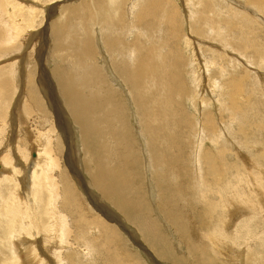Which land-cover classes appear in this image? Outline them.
Segmentation results:
<instances>
[{"label":"bare ground","instance_id":"6f19581e","mask_svg":"<svg viewBox=\"0 0 264 264\" xmlns=\"http://www.w3.org/2000/svg\"><path fill=\"white\" fill-rule=\"evenodd\" d=\"M51 1L56 0H0L1 60L12 55L8 47L15 53L20 49L36 23L37 6ZM67 1L56 5L58 18L39 30L49 45L42 59L48 69L39 82L48 85L42 92L54 100L56 121L76 141L77 175L87 182L96 196L93 205L107 221L86 210L77 185L61 168V138L33 72L26 71L28 54L25 70L17 60L0 68V146L7 141L1 161L12 175L1 180L9 186L7 195L0 183V243L13 250L9 257L2 247L0 263L153 264L154 258L170 264H264V228L259 230L264 175L253 186L238 162L227 157L224 146L232 131L222 116L218 122L225 129L218 131L213 110L217 103L231 124L243 122L256 134L264 132V102L252 101L255 94L264 95V83L249 82L244 68L240 76H229L225 68L226 61L229 66L234 61L229 54L245 57L252 51L264 61V0H230L233 6L224 0ZM41 8L49 16L48 6ZM247 9L261 21L251 19ZM205 43L210 46L206 50L214 49L211 56L207 51L209 60L204 53L201 57ZM202 62L203 71L198 67ZM222 79L230 90L228 104ZM13 87L24 93L12 121L19 142L7 130ZM32 121L48 128L42 127L34 143L29 136L30 151L22 147L20 133ZM261 142L249 146L258 151ZM16 148L22 159L17 163L27 168L24 178L33 182L29 204L35 206H27L10 187L21 173L13 164L17 154L11 150ZM0 170L6 172L1 164ZM110 219L132 228L144 242L139 248L144 258L131 251ZM96 233L101 242L92 238ZM84 254H92L93 261L84 260Z\"/></svg>","mask_w":264,"mask_h":264},{"label":"rangeland","instance_id":"374dc122","mask_svg":"<svg viewBox=\"0 0 264 264\" xmlns=\"http://www.w3.org/2000/svg\"><path fill=\"white\" fill-rule=\"evenodd\" d=\"M24 1H27V0H24ZM64 1V2H63ZM72 1H77V0H72ZM41 2V1H40ZM53 1H51V2H47V3H41L42 5H44V4H46L47 6H48V11H49V16H48V14H44L43 12H42V8H41V4L39 5V7L37 6V12L39 13V15L37 16V18H36V25L34 24V27H31L30 28V30L32 31H30L29 33H27L26 34V36H24L23 38L24 39H22L21 40V42L19 43V45H20V49H18L17 51H16V53H15V50L16 49H12L11 47H8V50H6V51H4V52H11V54L12 55H8V54H6L7 55V57H6V55H5V57L4 56H2V60L0 59V68L2 69V68H4V66H5V64H6V66L7 67H9L15 60H17V63H20V70H25V66H24V64L22 63L23 62V59H24V57L25 56H27L28 54H29V62H30V64H29V67H28V70H26V71H30V69H31V71L33 72V79L35 80V83H36V85L35 86H37L36 88H37V90H38V92H41L40 94V96H42V98H43V100H44V102H45V105H46V108H47V111H49L50 113V115L51 116H49L50 118H51V120L54 122V124H55V127H56V129H57V133L55 134V135H58L60 138H61V141H60V146H61V148H62V154H60L61 155V157H60V160H59V163H60V165H61V168H62V170H63V172L65 173V175L67 176V178H69L70 180L72 179V181H73V183L75 184V185H77L76 187V189H77V193H79V195L78 196H80V198H81V201H83L82 203L84 204V207L86 208V210H92L91 212L95 215V216H100L102 219H104V220H106V218L104 217V215H106L104 212H102V211H100L99 209H97V207L95 206V205H93V199H95L96 198V196L94 195V194H92L90 191H88V189H87V187H86V183L87 182H85L84 181V179H82V178H80V177H78V175L77 174H80V173H78L79 171V169H81L80 168V164H79V162L77 161L78 160V158H76V157H78L79 155H78V152H77V145H76V141L74 140L73 142H72V140L70 139L69 140V138H71L70 136H69V134L67 133L66 134V132H65V130L63 129L64 127H63V125L60 123H58L56 120H57V114H56V112H54V110H55V105L53 104L54 103V100H52V99H50L48 96H44V90L48 87V85H46V84H42L41 82H39V78L41 77V76H43V73H45V71L47 72V66L43 63V61H44V59H45V56H46V54H47V52H48V47H49V45H47V44H45L46 42V40H45V37H44V35L45 34H43V35H41V36H43L42 38H41V36H40V34H39V30L41 31H43L44 30V27H45V25L48 23V22H50V21H53V19H56V18H58V16L60 15V12H59V8L58 7H60L59 5L60 4H62V2L63 3H66L67 4V0L65 1V0H62V1H60V0H56L55 2H53ZM224 2L225 3H227V4H229V5H231V6H233V3H232V1H230V0H224ZM51 3V4H50ZM56 3V4H55ZM69 3V2H68ZM58 4V7L56 8V5ZM55 6V7H54ZM50 8V9H49ZM54 8V9H53ZM56 8V9H55ZM53 9V10H52ZM40 10V11H39ZM58 12H57V11ZM225 11H226V9H224ZM248 10V9H247ZM57 13H56V12ZM52 13V14H51ZM59 13V14H58ZM246 13L249 15V17L251 18V19H253V20H260L261 21V19H259V17L257 16V14L256 13H254L253 11H251V10H248V11H246ZM43 14V15H42ZM256 15V16H255ZM47 16H48V18H47ZM45 17V18H44ZM50 17H52V18H50ZM43 18V19H42ZM130 19V18H129ZM41 20V21H40ZM44 20V21H43ZM43 21V22H42ZM40 22V23H39ZM44 23V24H43ZM46 23V24H45ZM258 23V22H257ZM43 24V25H42ZM184 24H185V30H186V32H187V24L185 23V21H184ZM39 25V26H38ZM38 26V27H37ZM37 27V28H36ZM42 28V29H41ZM34 31V32H33ZM32 33V34H31ZM31 34V35H30ZM34 34H36V38H35V36H34ZM26 37V38H25ZM41 38V39H40ZM26 39H27V41H26ZM33 40H35V42L33 41ZM37 40V41H36ZM25 43V44H23L22 45V43ZM32 42H34V45L32 46L33 48H31V43ZM28 43H30V46H29V44ZM199 44H201L200 42H198ZM198 43H197V46H199L198 45ZM29 46V48L30 49H28V46ZM44 45V46H43ZM9 46H11V45H9ZM36 46V47H35ZM202 47L204 48V50H202V53H201V57H203L202 56V54L204 53V57L203 58H206L207 60H209V58L207 57L208 56V52L210 51V56H211V54L213 53L212 52V50H214V49H211V50H206V48H210V46L208 45V44H202ZM25 48V49H24ZM213 48V47H212ZM22 49V50H21ZM34 51H33V50ZM11 50V51H10ZM21 50V51H20ZM36 50V51H35ZM206 50V51H205ZM18 51H19V53H18ZM27 52V54H26V52ZM31 51V52H30ZM208 51V52H207ZM2 52V51H1ZM4 52H2V53H4ZM7 52V53H8ZM13 52V53H12ZM22 52V53H21ZM33 52V53H32ZM35 52V53H34ZM24 53V54H23ZM1 54V53H0ZM26 54V55H25ZM30 54H33V55H30ZM43 56V57H42ZM229 56L230 57H232L233 59H234V61H232V65H230L229 66V62H227L226 61V63H225V68H226V72L229 74V76H240V75H242L241 73H239V71L240 70H243V68L245 69V71H247L246 73H248V74H246V77H248V81L249 82H253V83H264V69L263 68H260L259 67V64L260 63H264V61H261L260 60V58L257 56V55H255L254 53H252V51H248L247 53H246V58L244 57V56H236L235 54H229ZM4 57V58H3ZM32 57V58H31ZM250 59V61L253 63V65L251 64V63H249L248 61H247V59ZM20 59V60H19ZM42 59H43V61H42ZM41 60V61H40ZM11 61H13L12 63H11ZM223 63V59H222V61H221V64ZM9 64V65H8ZM42 64H43V66H42ZM203 65H205L203 62H202V65L201 64H198V67H200V68H202V71H203ZM258 65V66H257ZM5 66V67H6ZM22 67V68H21ZM46 67V68H45ZM216 66L215 65H213V66H211L210 68L212 69V68H215ZM252 67V68H251ZM262 67H264V64L262 65ZM260 69V70H259ZM263 71V72H262ZM21 72V71H20ZM21 73H23V72H21ZM20 73V74H21ZM253 73V74H252ZM212 74L214 75V70L212 69ZM41 75V76H40ZM248 75V76H247ZM36 78H35V77ZM22 81H23V79H21V83H20V85H21V89H22V85H23V91H24V93H25V87H26V81L24 80L23 81V84H22ZM257 81V82H256ZM25 82V83H24ZM42 85H41V84ZM209 83V79H208V77L206 78V86H207V84ZM221 83L222 84H224L227 88H226V93H228L227 95H225V99H226V101H227V104H228V102H229V97H230V95H229V93H230V90H229V87H228V85L226 84V82H225V79H222L221 80ZM41 86H42V88L43 89H41ZM45 88V89H44ZM21 89H19L18 91H16V90H14V87L10 90V95H9V98L7 99V108H8V121H9V128H7V130H9V132H10V135L8 134V132H6L5 133V135L6 134H8V137L11 139V138H15L16 136H15V134L17 133V131H16V128H17V126H16V122L14 123V122H12L13 121V118H14V116H16L18 113H17V110H14V106H15V103H16V101L17 100H21L22 99V97H23V95H24V93H23V95H22V93H21ZM246 90H248L247 88H245ZM43 91V92H42ZM206 95V94H205ZM46 97H48L47 99H46ZM211 97V94L210 93H208L207 95H206V99L207 98H210ZM49 99V100H48ZM255 99V100H254ZM252 101H254V105H257V102H259L260 104H261V102H264V95H262V94H260V93H257V94H255L254 95V97H253V100ZM219 106L217 105V103H215V106H213V110H214V121H215V123L217 124V126H218V131L219 130H222V132L224 131V129H225V126L224 125H221V124H219V122H218V116H222L221 117V120L223 121V124H225L226 125V127H227V125L230 127V129H231V133L232 134H229V132H228V134H227V143H226V145L224 146L225 147V149H226V154H227V157L231 160V161H236V162H238V166H239V168H240V171H241V174L246 178V180L248 181V182H250L253 186H254V184H255V182H256V180L257 179H260V178H262V176L264 175V145H262V146H260L261 148L260 149H262V150H254L253 148H251L250 146H249V143L250 142H253L254 140L255 141H262L261 143H263L264 144V132H260V131H258V133L256 134V132L254 131V129H250V127H249V125L248 124H245V123H243V122H234V124L235 125H233V124H231V122L226 118V115H225V112L223 111L221 114H219V108H218ZM207 107H204V109H203V112L205 113L206 111H207ZM193 111V110H192ZM15 112V113H14ZM203 113V114H204ZM216 114H217V116H216ZM34 116H35V113H34ZM262 120L264 121V117H262ZM12 123H14V124H12ZM134 123V122H133ZM57 124H59V125H57ZM12 125H15V127L12 129ZM60 125H62L61 127H60ZM59 126V127H58ZM42 127H44L45 129H47L48 128V124H44V123H41V122H39V123H36V122H34V121H32V122H29L28 124H26L25 126H23V128L21 129L22 131H21V133H20V136H21V142H22V147L23 146H25V145H27L28 147H30V151H33L34 149H33V145L30 143V138H29V136L30 135H32V140H31V142L32 143H34L35 142V137H36V135L38 134V132L40 131V130H44ZM20 128V127H19ZM18 131H19V129H17ZM65 134V135H64ZM198 136H199V133L198 134H196L195 136H194V148H196L197 147V138H198ZM16 139H17V141L19 142V140H18V138L16 137ZM27 139H28V141H27ZM7 140V139H6ZM7 142V141H6ZM6 142L5 143H3L1 146H0V164L4 167V169L6 170V172L5 173H3V171L2 170H0V183H4V186L6 187V185H7V183H5V182H1V180H2V178L3 179H5V178H7L6 176L8 175V176H12L11 175V173L9 172V169L11 168V167H9L8 165L6 166L5 164H3V162L1 161V159H2V157L4 156V154L2 153V150L4 149V148H6L5 146H6ZM70 142V143H69ZM258 144H260V143H258ZM209 145H210V142H208V144H207V146L204 148V150H206V149H208V147H209ZM2 147V148H1ZM32 148V149H31ZM75 148V149H74ZM74 151V152H73ZM13 153H16L17 154V157L16 158H14L15 160H14V163L13 164H15L16 165V168L17 169H19L20 171H21V175L19 174V176L21 177V176H23V177H21V179H20V177H19V179H17L16 181H14V182H12V183H14V185H17V186H12L11 184H10V182H9V184L11 185L10 187H11V189H13V191L15 192V194H17L16 196L18 197V199H20L21 201H23V202H25L26 203V205L27 206H35V203L34 202H30V204H29V200H31L32 199V197H31V195H29V194H31V191L34 189L33 188V182L32 181H30V182H32V183H28L27 181L28 180H26L25 178H24V176H25V172H26V166H22V165H20V164H18L19 163V161H18V159L19 160H22L21 159V156L19 155V149L18 148H16V149H13V150H11V154H13ZM194 153V152H193ZM3 154V155H2ZM35 154H36V150L34 151V152H32L31 153V159L33 158H35L36 156H35ZM77 155V156H76ZM69 156V157H68ZM18 158V159H17ZM18 162V163H17ZM5 165V166H4ZM79 165V166H78ZM9 167V168H8ZM24 167V168H23ZM22 169H23V171H22ZM75 171V172H74ZM23 172V173H22ZM60 172H59V170H56V175H58ZM69 173V174H68ZM24 174V175H23ZM73 174V175H72ZM5 175V176H4ZM72 175V176H71ZM74 176V177H73ZM79 178V179H78ZM14 179V178H13ZM25 180V181H24ZM20 183H22L23 181H24V185H23V183L21 184L22 185V187H21V185L19 184V182ZM7 182V181H6ZM15 182H17V184L15 183ZM8 184V185H9ZM25 186H26V188H25ZM3 187V186H2ZM3 188L4 190L5 189H9L8 187L9 186H7L6 188ZM18 187V188H17ZM246 187V186H245ZM23 188V189H22ZM32 188V189H31ZM2 189V190H3ZM19 189V190H18ZM3 190V192L6 194H8V190H5V191H7V192H5ZM21 190V191H20ZM27 192H25V191ZM246 190H247V187H246ZM21 192V193H20ZM30 192V193H29ZM87 192V193H86ZM6 194V195H7ZM26 194L27 195H29V196H26ZM21 195V196H20ZM22 195H23V197H22ZM25 195V196H24ZM28 197V198H27ZM95 197V198H94ZM257 198V200H258V202H259V204H262V202H261V200L259 199V197L257 196L256 197ZM28 200V201H27ZM85 202V203H84ZM107 215H108V217H113L112 215H111V213L109 212H107ZM249 215H251V213L250 214H248L247 216H249ZM244 216H246V215H244ZM263 217H264V215H263ZM262 217V218H263ZM244 218V217H243ZM262 218H261V220H260V222L263 224V225H261L260 226V228H259V230H261L262 228H264V220H262ZM264 219V218H263ZM111 221H110V223H112V225H114V227L116 228V230H117V233H119V235H122V237H123V239H124V241L126 242L125 244L127 245V246H129V248L130 247H132L131 248V251H133V253L137 256V257H143V255L141 254V250H139V248H140V245L142 244L143 246H144V242L142 241V240H140V238H139V240H138V236L136 237L135 235H134V232H133V230H132V228H130V227H128V226H126V227H120L117 223H115V222H113V220L112 219H110ZM107 221V220H106ZM249 226H255V224H253V225H249ZM123 228H125V229H127L128 230V232L126 233L125 232V230L123 229ZM75 229V228H74ZM76 230V229H75ZM93 230H95V229H93ZM92 229L90 230V231H93ZM89 231V232H90ZM122 231H124V232H122ZM263 231H264V229H263ZM264 234V233H263ZM262 236V235H261ZM260 236V237H261ZM92 238L94 239V241H99V242H101L102 240L100 239V234L99 233H96V235H93L92 236ZM1 239L2 238H0V241H1ZM92 239V240H93ZM173 241V240H172ZM29 242H32V239H29ZM130 242V243H129ZM133 242V243H132ZM4 243V242H3ZM3 243H0L1 245V247H0V259H4L5 257H4V255H3V249H2V247H4L5 248V252H7V254H9V257H11L12 255H10L11 253H12V245L10 244L9 245V243H7V242H5L4 244ZM135 243V244H134ZM137 243V244H136ZM25 244V243H24ZM29 244V243H28ZM130 244V245H129ZM134 244V245H133ZM33 245H36V244H33ZM139 247H138V246ZM27 246V245H26ZM11 247V248H10ZM147 248V250H150V248L149 247H146ZM141 251V252H140ZM178 251H180V250H178ZM4 252V253H5ZM143 253V252H142ZM148 253V252H147ZM150 254V253H149ZM150 255H152V253L150 254ZM145 256V255H144ZM82 257H83V259L84 260H87V261H90V262H92L93 261V259H94V256L92 255V254H84V255H82ZM144 258V257H143ZM11 260V259H10ZM9 260V261H10ZM147 261V260H146ZM152 261H153V264H159V263H157V261H161V264H170V263H167V262H165V261H163V260H159V259H157V261H154V258H152ZM147 263L148 264H151V262H148L147 261ZM1 264V263H0Z\"/></svg>","mask_w":264,"mask_h":264}]
</instances>
